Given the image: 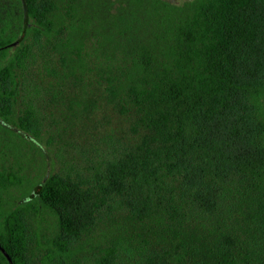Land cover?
<instances>
[{"label": "trees", "instance_id": "1", "mask_svg": "<svg viewBox=\"0 0 264 264\" xmlns=\"http://www.w3.org/2000/svg\"><path fill=\"white\" fill-rule=\"evenodd\" d=\"M25 4L26 14L0 0V245L13 263L79 264L73 243L112 207L105 232L138 251L136 264H264V0ZM41 47L61 80L88 77L133 136L93 182L50 172L12 204L5 192L31 182L17 149L42 152L33 109L16 107L21 69ZM42 208L56 232L36 261ZM106 253L99 264L115 247Z\"/></svg>", "mask_w": 264, "mask_h": 264}, {"label": "rangeland", "instance_id": "2", "mask_svg": "<svg viewBox=\"0 0 264 264\" xmlns=\"http://www.w3.org/2000/svg\"><path fill=\"white\" fill-rule=\"evenodd\" d=\"M172 1L180 3L183 0ZM52 66L55 70L51 69ZM61 70L56 54L48 47L34 48L32 56L21 69L25 80L16 107L18 110L26 107L33 109L39 122L42 152L29 148L27 144L17 149V163L22 165L24 177L31 182L30 185L26 182L22 187H11L5 192L4 196L12 204L29 196V191L33 194L37 183L50 172H61L83 182H93L107 162L117 157L132 139L129 117L113 108L101 96L99 89L88 83V77L83 81L61 80ZM92 75L95 74L89 75L90 78ZM77 81L80 84H75ZM9 156L15 160L13 155ZM26 186H29L27 193L23 190ZM106 208L105 211L108 210ZM109 208L113 210L110 212L112 216L119 218L117 210ZM104 218V223L97 220L89 233L73 243V260L79 264H99L100 258L114 246V259L109 264H136L138 251L129 253L116 245L111 235L105 232L115 220ZM30 229L33 239L41 241L39 246L42 248L37 247L33 255L39 261L43 252L47 251L46 240L56 232L52 214L42 208L35 219L31 218Z\"/></svg>", "mask_w": 264, "mask_h": 264}, {"label": "water", "instance_id": "3", "mask_svg": "<svg viewBox=\"0 0 264 264\" xmlns=\"http://www.w3.org/2000/svg\"><path fill=\"white\" fill-rule=\"evenodd\" d=\"M22 1V4L24 6V13L26 14L27 12V7H26V4H25V0H21ZM0 250L4 253V255L6 256L7 260L9 261V264H14L11 257L8 255V253L6 252V250L4 249V247H2L0 245Z\"/></svg>", "mask_w": 264, "mask_h": 264}]
</instances>
